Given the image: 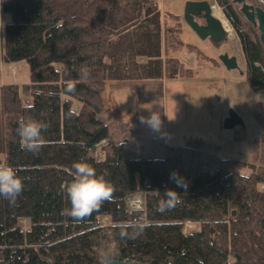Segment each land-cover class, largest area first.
Segmentation results:
<instances>
[{
    "label": "trees",
    "instance_id": "obj_1",
    "mask_svg": "<svg viewBox=\"0 0 264 264\" xmlns=\"http://www.w3.org/2000/svg\"><path fill=\"white\" fill-rule=\"evenodd\" d=\"M215 1L238 36L254 116L264 123V107L256 100L264 94L259 30L241 13V4ZM246 3L264 9L260 0ZM0 4L11 15L0 27V64L30 68L27 83L0 84L1 164L16 169L25 185L14 204L0 196V264H99L106 243L118 250L116 259L134 263L264 264V133L255 137L249 162L224 157L220 147L202 141L167 145L163 157L133 158L125 143L111 139L99 116L111 111L104 100L107 80L193 75L185 61L171 56L184 46L181 25L165 24L158 0ZM84 69L90 73L86 80ZM69 82L75 92L66 91ZM113 112L120 117L117 107ZM22 119L49 126L47 146L37 154L20 147ZM75 162L88 163L116 189L111 201L82 221L61 214L71 207L65 189L74 179ZM172 173L188 187H177ZM167 189L180 200L161 213L157 207ZM139 194L145 207L130 209L128 198ZM137 221L149 226L139 238L121 240L116 225ZM186 223L196 228L186 232Z\"/></svg>",
    "mask_w": 264,
    "mask_h": 264
},
{
    "label": "rangeland",
    "instance_id": "obj_2",
    "mask_svg": "<svg viewBox=\"0 0 264 264\" xmlns=\"http://www.w3.org/2000/svg\"><path fill=\"white\" fill-rule=\"evenodd\" d=\"M188 1L191 0H158L165 24L181 25L180 39L184 46L176 53H171V56L182 61L192 58V63L187 66L193 70V75L189 78L124 80L118 82L117 86L112 84V80H107L104 100L111 111L99 116L109 125L111 139L126 144L129 157H163L167 145L184 146L188 142L202 141L220 146L223 156H235L249 162L252 157L251 144L256 136L264 133V123L254 116L253 93L245 80V60L238 36L217 2L207 0L219 11L215 16L229 25L227 29L230 34L220 42L199 37L185 20ZM260 1L264 6V0ZM254 6L263 8L261 5ZM0 14L5 25L11 22L10 13L3 12L1 4ZM197 20L201 24L205 23L203 16L197 17ZM188 45L196 46L202 55L198 57L190 53ZM225 54L235 56L239 68L227 69L220 60ZM29 77L30 68L27 64H0V83L22 85L29 81ZM256 100L259 102L258 95ZM259 103L264 107V103ZM114 107L119 111V118L114 115ZM231 110L241 117L243 123L226 130L224 121ZM152 112L161 115L163 125L159 132L140 121L142 116L147 118ZM125 135L130 137L131 143L126 142ZM102 145L97 150L99 157L102 156ZM4 161L5 155H0V164ZM140 197L143 205L135 208L132 201ZM128 207L144 208V194L129 197ZM26 222L21 221L24 225ZM103 222L107 224V218H103ZM195 228V224H185L186 232Z\"/></svg>",
    "mask_w": 264,
    "mask_h": 264
},
{
    "label": "clouds",
    "instance_id": "obj_3",
    "mask_svg": "<svg viewBox=\"0 0 264 264\" xmlns=\"http://www.w3.org/2000/svg\"><path fill=\"white\" fill-rule=\"evenodd\" d=\"M0 26L5 27L2 14H0ZM90 73L82 70L81 79L86 80ZM66 91L75 92V85L69 82ZM142 124L147 125L155 132L162 129L163 121L159 112H152L147 118L141 117ZM48 124L37 120H20L17 128V135L20 137V147L22 150L32 154L39 153L48 141L44 133L48 130ZM74 179L65 189L71 207L62 210L61 214L71 217L74 220L82 221L91 217L94 212L99 211L105 202L113 199L115 186L105 178L104 174L97 175V170L85 162H75ZM170 179L177 187L187 188L186 181L178 173H172ZM25 189L23 179L18 175V171L12 166L0 164V196L14 204ZM180 194L172 189H167L157 207V211L163 213L170 210L179 203ZM149 225L140 221L135 223H121L116 225L119 228V238L121 240H135L139 238ZM118 250L112 244H102L99 252V264H117L116 257Z\"/></svg>",
    "mask_w": 264,
    "mask_h": 264
},
{
    "label": "water",
    "instance_id": "obj_4",
    "mask_svg": "<svg viewBox=\"0 0 264 264\" xmlns=\"http://www.w3.org/2000/svg\"><path fill=\"white\" fill-rule=\"evenodd\" d=\"M232 1L237 4H241V13L245 16L248 22L258 28L261 41L264 45V9L250 5L246 3V0ZM213 7L214 5L207 0L188 1L185 10V20L202 39L211 38L216 42L224 41L227 39L229 33L223 22L213 13ZM200 16H203L205 21L204 24H201L197 20V17ZM220 60L229 70L239 68V63L235 56L230 57L228 54H225L220 57ZM242 123L243 121L241 117L236 112L231 110L228 117L224 121V128L226 130H230ZM116 261L117 264H143L134 263L129 260L116 259Z\"/></svg>",
    "mask_w": 264,
    "mask_h": 264
},
{
    "label": "crops",
    "instance_id": "obj_5",
    "mask_svg": "<svg viewBox=\"0 0 264 264\" xmlns=\"http://www.w3.org/2000/svg\"><path fill=\"white\" fill-rule=\"evenodd\" d=\"M186 63H187V65L188 64H191L192 63V58H184L183 59ZM124 81V80H123ZM112 82V84H116V85H114V86H117V83L118 82H121V81H111ZM0 84H3V83H0ZM125 137H126V142H130V141H132L131 139H130V137L128 136V135H125ZM131 143V142H130ZM210 145V144H209ZM213 146V145H212ZM217 147H220V146H217ZM251 148H253V144H251V147H250V149ZM220 149H221V147H220ZM222 152H221V150H220V154H221ZM223 156V155H222ZM224 157H231V158H237V159H240V160H243V159H241V158H238V157H235V156H224ZM246 161V160H245Z\"/></svg>",
    "mask_w": 264,
    "mask_h": 264
},
{
    "label": "bare ground",
    "instance_id": "obj_6",
    "mask_svg": "<svg viewBox=\"0 0 264 264\" xmlns=\"http://www.w3.org/2000/svg\"><path fill=\"white\" fill-rule=\"evenodd\" d=\"M215 6V5H214ZM213 9H214V7H213ZM219 11L215 8L214 10H213V13L214 14H217ZM223 13V12H222ZM224 15V14H223ZM224 25H225V27L227 28V24H226V22H224L223 23ZM228 30V33H229V29H227ZM230 34V33H229ZM229 34H228V36H229ZM132 204H133V206L135 207V208H139V207H141L142 205H143V201H142V199H141V197L140 198H138V199H136V200H134V201H132ZM142 209V208H141Z\"/></svg>",
    "mask_w": 264,
    "mask_h": 264
},
{
    "label": "built area",
    "instance_id": "obj_7",
    "mask_svg": "<svg viewBox=\"0 0 264 264\" xmlns=\"http://www.w3.org/2000/svg\"><path fill=\"white\" fill-rule=\"evenodd\" d=\"M258 100L259 102L264 103V95L262 93L258 95Z\"/></svg>",
    "mask_w": 264,
    "mask_h": 264
}]
</instances>
